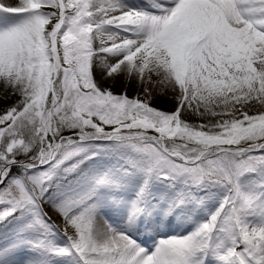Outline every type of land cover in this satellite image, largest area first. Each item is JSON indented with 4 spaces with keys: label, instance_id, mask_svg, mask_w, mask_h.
Segmentation results:
<instances>
[{
    "label": "snow or ice",
    "instance_id": "obj_1",
    "mask_svg": "<svg viewBox=\"0 0 264 264\" xmlns=\"http://www.w3.org/2000/svg\"><path fill=\"white\" fill-rule=\"evenodd\" d=\"M0 264H264V0H0Z\"/></svg>",
    "mask_w": 264,
    "mask_h": 264
},
{
    "label": "rangeland",
    "instance_id": "obj_2",
    "mask_svg": "<svg viewBox=\"0 0 264 264\" xmlns=\"http://www.w3.org/2000/svg\"><path fill=\"white\" fill-rule=\"evenodd\" d=\"M96 42L98 43L99 41L97 40ZM145 87L149 90V92L151 94V99L149 101L150 104L152 106L159 108V109H164L163 103L159 105L157 100L162 99L161 101H163V102L166 101L167 98L164 96V92L166 91V89H164L162 85L156 84V78L155 77H153L152 82H149V83H146L143 85L138 83L137 80L133 79V80L127 82L124 86H121V88L118 89L117 93H121L122 91H126L129 97L139 95L141 98H143L145 93L142 89ZM107 88H109V87H107ZM110 88L113 89L112 86H110ZM260 108H261V106L257 103L253 107V109L249 112V114H256L257 110ZM53 219L57 220V222L59 223V220L57 217L54 216ZM170 219H171V226L161 229L159 234H157L156 232H148V233H145L143 231L140 232L139 240L144 244L145 247H149V248L152 247L154 242L157 239H159L160 235H180V234H187V231H191V227L188 226L187 224L181 225L180 222L177 221L175 218H170ZM180 229H181V231H179ZM182 230H185V231L182 232Z\"/></svg>",
    "mask_w": 264,
    "mask_h": 264
},
{
    "label": "bare ground",
    "instance_id": "obj_3",
    "mask_svg": "<svg viewBox=\"0 0 264 264\" xmlns=\"http://www.w3.org/2000/svg\"><path fill=\"white\" fill-rule=\"evenodd\" d=\"M95 75H96V78L97 79H100V70L99 69H96L95 71ZM133 80V79H132ZM131 80L129 79H126L125 77L121 76L115 80H103L102 83H103V86L105 88L112 86V88H110V90H112L114 93H117L118 89L121 88V86H124L127 82H129ZM112 83V84H111ZM118 94V93H117ZM164 96L167 98L166 101H161L162 99L160 100H157L158 104H162L163 103V108L164 109H170L172 107V103L169 99V96H170V93L167 92V90L164 92ZM13 99H16V97H14ZM9 103H11L12 101H8ZM173 228V227H172ZM174 229V228H173ZM176 229V228H175ZM174 231V230H173ZM181 231V229L179 230ZM185 230H182V232H184Z\"/></svg>",
    "mask_w": 264,
    "mask_h": 264
}]
</instances>
